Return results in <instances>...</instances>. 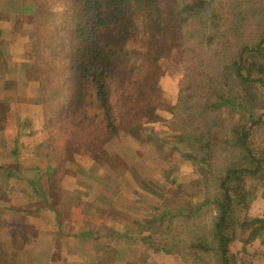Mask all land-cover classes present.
I'll list each match as a JSON object with an SVG mask.
<instances>
[{
  "label": "rangeland",
  "instance_id": "1",
  "mask_svg": "<svg viewBox=\"0 0 264 264\" xmlns=\"http://www.w3.org/2000/svg\"><path fill=\"white\" fill-rule=\"evenodd\" d=\"M32 1L0 0V143L14 145L12 136H5L7 123L14 120L13 112L29 115L35 106L37 110L36 118L26 116L21 121L36 131L29 134L33 137L28 149L0 148V264H27L22 253L25 246L16 244L22 242L19 235L14 245L8 242V232L13 234L15 225L22 226L14 211L29 209L30 200L25 202L24 195L40 201L35 197L41 192H47L51 201V197L59 196V207L69 209L65 211L81 212L83 206L88 221H93L91 225L105 221L113 225V234L126 232L127 248L118 241L122 250L118 264H218L216 233L211 226L216 213L205 203L218 191L217 176L225 167L235 163L254 168L264 158V84L260 91L245 96L254 109L249 116L239 102L243 92L232 75L233 68L220 60L233 59L243 44L254 47L264 41V10L259 14L250 7L247 17L245 11L243 15L226 16L225 21H231L226 26L231 29L219 32L228 42L219 57L206 47V33L214 36L217 30L207 26V15L203 11L181 12L173 2L168 12L172 27L156 62H147L137 53L149 46L146 29L137 19L132 39L124 46L128 54L113 65L107 77L105 112L92 82L76 69L80 40L76 33L79 16L75 13L80 0ZM196 1L185 0L191 5ZM242 7L247 8L244 3ZM199 29L205 32L200 41ZM198 49L199 62L210 75H219L224 98L231 99V103L217 111H206L204 116L200 111L194 113L197 107L191 111L200 119L203 116L205 123L207 118L215 122L213 141L220 143L213 146L212 159L207 161L209 171L204 176L186 161L190 151L178 143V131L170 127L179 82ZM10 97L13 101L8 100ZM31 97L35 102H30ZM251 119H258L249 134L253 157L230 161L221 144L232 136L235 123L248 124ZM44 125L47 133L41 135ZM18 143L23 146V139L19 142L17 137L15 145ZM37 145L41 149L37 147L35 159L33 155L27 158L26 153L31 155ZM262 174L242 177L249 193L237 207V219L264 217ZM195 177H201L197 183L192 182ZM82 178L89 182H82ZM233 185L237 187V183ZM79 191L85 200L79 199ZM198 203L204 206L203 213L192 215L185 233L189 239H205L211 249L206 259L192 252L179 253L180 246L167 244L170 233L155 228L165 222L163 212L182 211ZM250 232L251 228L226 229L232 236L227 245L231 263L264 264V231ZM180 237L184 238L183 232Z\"/></svg>",
  "mask_w": 264,
  "mask_h": 264
},
{
  "label": "trees",
  "instance_id": "2",
  "mask_svg": "<svg viewBox=\"0 0 264 264\" xmlns=\"http://www.w3.org/2000/svg\"><path fill=\"white\" fill-rule=\"evenodd\" d=\"M173 2L180 7L181 12L194 14V11H203L207 15L204 17V20L208 19L207 26L215 27L217 30L214 36L206 33L208 35L206 36V47L219 57H222L223 46L228 43L226 39L220 38L219 32L220 30L228 32L231 29L226 26L231 24L230 18L225 21L226 16L243 15L245 11V17H247L252 8L258 9L259 14H262L264 10V0H197L193 5L186 3L185 0H80L75 13L79 16L76 33L80 40V58L76 69L92 82L96 97L105 112H108L107 77H109L113 65L118 61L121 62L128 54L129 51L124 46L132 39L133 31L138 23L137 19H140L142 26L145 27L149 42V46L145 50H140L137 53L147 62H156L163 52L164 41L172 27V19L168 12ZM243 3L247 6L246 9L242 7ZM250 7L252 8L249 9ZM198 31L200 41L205 32L200 29ZM263 43L264 41L260 40L254 47L248 43L243 44L237 48V55L233 56V59L220 60L223 64L233 68L232 75L237 80L240 91L243 92L239 102L245 105L244 110L249 112V116H252L254 109L248 105L247 97L248 95L252 96L253 92L260 91L259 87L264 84ZM119 49L120 51H118ZM117 52L118 54H116ZM199 53L200 49L193 52L191 55L193 63L190 62L191 66L185 69V74L179 82L176 100L171 107L170 127L174 131H178V137H176L178 143L190 151L191 155L186 156V161H190L196 172L204 176L209 171L207 161L212 159L213 146L214 144L218 146L220 143L216 144L213 141L212 128L215 122L213 123L210 118H207L205 123L203 116L206 111H217L222 106L231 103V99L224 98L223 82L219 75H210V72L199 62L197 58ZM148 75L151 79L153 78V74L149 73ZM246 95L247 97H245ZM212 96L218 99H213ZM220 99L222 101H219ZM195 107L197 109L194 110V113L200 111V114H203L201 119L198 115L192 114L191 111ZM256 120L258 119H251L248 124L235 123L232 136L222 142L221 145L227 150L230 161L253 157V150L249 145V134L253 124L257 122ZM262 161L264 158L259 160L254 168L238 167L235 163L225 167L224 171L217 176L218 191L205 203L210 210H214L216 213L215 221L211 226L216 233L214 250H218L220 255L218 264H233L227 248L229 240L232 238L226 233V229H229L230 226L238 227L241 231L251 228L252 235L264 231V217L251 219L235 217L237 207L244 203L245 196L249 193L242 177L245 175L257 176L262 172L263 174L259 178H264ZM200 178L195 177L192 182L197 183ZM233 183H237L236 188L233 187ZM261 185L264 186V182H261ZM211 204H214V208L211 207ZM203 207L198 203L190 205L182 211L166 209L168 211L163 212L165 222L161 226L158 223L155 228L158 230L159 227L160 230L164 229L170 233L171 240L168 239L167 244L180 246L179 253L182 251L183 253L192 252L198 254L197 258L206 259L211 249L205 239H189L185 233L192 215L203 213ZM175 232L176 236H174ZM181 232H183L184 238L178 239ZM172 253L177 254L178 252L173 250Z\"/></svg>",
  "mask_w": 264,
  "mask_h": 264
},
{
  "label": "crops",
  "instance_id": "3",
  "mask_svg": "<svg viewBox=\"0 0 264 264\" xmlns=\"http://www.w3.org/2000/svg\"><path fill=\"white\" fill-rule=\"evenodd\" d=\"M22 98L24 100V97ZM31 98L29 99L30 102H35L33 97ZM8 100L13 101L11 97ZM13 113L14 120L7 123L5 136L10 134L14 145H5L4 142H1L0 148L2 147L3 150H6L5 148L7 146L8 148H13V151L16 148H21L25 151L28 149V144L31 142L29 138L31 139L33 137H29V134H36V131L33 129L34 126L30 127L29 124H24L21 121L23 117H30L31 119L36 118V106L29 115L25 112H23V114L19 113L18 111ZM41 117H43V114H41ZM40 125V127H42V122ZM44 127L45 128H42V132H39V134L42 135L47 133L46 126L44 125ZM17 137L19 142L23 139V146H20V143L15 145ZM2 138L1 136V139ZM38 146L39 145L33 147V151L35 152L31 155L26 153L27 158L32 155L34 156L38 150ZM39 149H41V146H39ZM33 159H35V156ZM25 172H27V170H25ZM83 181L89 182V180L82 178V182ZM78 193L80 194L81 191ZM43 195H46L45 198ZM24 197L26 198L25 202H27L28 199L30 200V207L29 209H24L26 211H14L17 214V220L22 223V226L18 227L20 225H15L16 228L13 234L8 232V242L14 245L23 244V247L25 246V249L22 251L25 263L118 264L122 261L120 257L122 252L120 245L125 249L127 248L128 236L126 232L119 231L118 234H113V225L105 221L91 225L93 221H88L85 215L87 211L82 205H80L83 208L81 212L79 209L65 211L67 209L65 205H62V208L59 207L61 203L59 196L51 197L52 201L48 200L47 192H41L39 196L35 197V200L38 198L40 201H32L31 198L26 195H24ZM79 199L82 201L85 200V197L80 194ZM33 203L36 205L34 206ZM85 207L87 206L85 205ZM20 213H23V215L21 216ZM65 213H69L70 215H66ZM22 219L24 222H21ZM101 230H103L102 233L97 232ZM125 230H127V228ZM8 231L10 230L8 229ZM17 235H19L22 241L20 244L15 242ZM118 241H120V245ZM113 253L116 256L115 258H113Z\"/></svg>",
  "mask_w": 264,
  "mask_h": 264
}]
</instances>
